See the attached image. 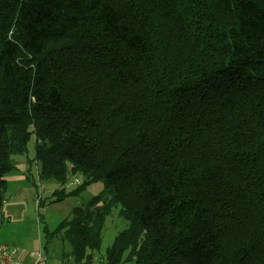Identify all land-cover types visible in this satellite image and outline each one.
<instances>
[{"label":"trees","instance_id":"trees-1","mask_svg":"<svg viewBox=\"0 0 264 264\" xmlns=\"http://www.w3.org/2000/svg\"><path fill=\"white\" fill-rule=\"evenodd\" d=\"M32 138L61 264H264V0H0V215Z\"/></svg>","mask_w":264,"mask_h":264},{"label":"rangeland","instance_id":"rangeland-1","mask_svg":"<svg viewBox=\"0 0 264 264\" xmlns=\"http://www.w3.org/2000/svg\"><path fill=\"white\" fill-rule=\"evenodd\" d=\"M16 168L6 175L8 193L0 215V243L20 252L34 251L48 243L45 227L54 231L76 207L87 206L91 200L105 192L102 182L93 183L78 196L57 201L54 192L62 189L56 181L41 182L38 175V163L35 161V140L31 139L28 151L24 155L14 156ZM81 181V179H79ZM80 183L70 178L67 190L76 188ZM128 223L120 216V208H115L107 218L100 251L96 254V264H105L104 256L115 238ZM65 244L59 237L49 243L47 254L50 264H61L60 253ZM45 249V248H44ZM124 257L123 264H133Z\"/></svg>","mask_w":264,"mask_h":264},{"label":"built area","instance_id":"built-area-1","mask_svg":"<svg viewBox=\"0 0 264 264\" xmlns=\"http://www.w3.org/2000/svg\"><path fill=\"white\" fill-rule=\"evenodd\" d=\"M30 261L26 263L17 248L0 244V264H50L45 249L40 246L38 250L29 253Z\"/></svg>","mask_w":264,"mask_h":264},{"label":"crops","instance_id":"crops-1","mask_svg":"<svg viewBox=\"0 0 264 264\" xmlns=\"http://www.w3.org/2000/svg\"><path fill=\"white\" fill-rule=\"evenodd\" d=\"M19 251V250H18ZM32 252V251H27V250H24L23 252H20L19 251V254H20V257L26 261V263H28L30 261V258H29V253Z\"/></svg>","mask_w":264,"mask_h":264}]
</instances>
